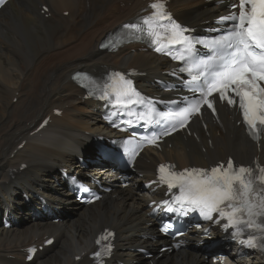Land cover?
I'll return each mask as SVG.
<instances>
[{
	"label": "bare ground",
	"instance_id": "6f19581e",
	"mask_svg": "<svg viewBox=\"0 0 264 264\" xmlns=\"http://www.w3.org/2000/svg\"><path fill=\"white\" fill-rule=\"evenodd\" d=\"M6 5L0 10V208L14 215L18 225L10 230L0 227V264H27L24 248L42 244L45 236L55 237L56 242L30 264H89L86 254L94 251V239L106 228L117 233L108 264H150L135 249L148 245L147 237L156 234L146 210L152 195L141 185L154 178L158 162L200 166L228 156L239 162L255 157L264 162V142L260 147L251 142L237 125L236 114L222 110L219 124L209 118L201 128L196 119L195 137L177 135L171 147L157 155L147 150L129 189H116L113 196L92 207L73 205L70 194L62 190L58 169L84 173L76 156L85 153L90 138L108 132L99 124L96 106L90 107L80 97L72 73L140 67L147 76L139 80L149 82L172 65L149 52L127 50L109 55L98 49L101 34L95 33L100 26L120 21L126 11L143 6L140 0H10ZM170 5L179 19L189 23L215 16L206 0H171ZM43 7L49 11L41 13ZM114 12L121 15L115 17ZM56 109L63 111L60 117L53 115ZM48 116V127L33 134ZM22 142L25 145L18 149ZM23 164L27 168L20 171ZM100 170L112 171L95 165L91 172ZM24 196H41L45 208L39 200L38 208L29 210ZM60 208L70 211L62 213V223L53 224L50 214ZM32 216H36L33 221ZM79 256L81 260L76 261ZM152 263L208 264L199 250L165 255ZM237 264L247 263L240 259ZM252 264H264V260Z\"/></svg>",
	"mask_w": 264,
	"mask_h": 264
},
{
	"label": "snow or ice",
	"instance_id": "6c2138e0",
	"mask_svg": "<svg viewBox=\"0 0 264 264\" xmlns=\"http://www.w3.org/2000/svg\"><path fill=\"white\" fill-rule=\"evenodd\" d=\"M4 2L6 0H0V6ZM150 7L153 14L142 21L146 29L138 23H128L123 28L146 34L156 52L172 55L171 46L181 45L183 51L178 50L179 54L172 55V58L184 60L185 54L190 56L199 41L185 35L189 30L172 20L163 3L156 2ZM232 7H238V13L233 11L218 21H231L230 27L213 38L209 45L215 53L214 63L203 64L194 73L191 63L188 68L180 69L193 73L191 80L197 82L199 99L170 116L183 127L193 112H200L202 105L215 111L209 97L218 93L221 101L227 100L229 105L238 103L249 134L259 138L264 132V0H239L238 5L233 4ZM115 77L118 79L104 85L101 98H107L111 89L117 105L139 102L133 99L138 96L133 82L120 73ZM155 140L153 137L149 142L155 143ZM158 172L160 182L169 190H179L171 202H164L168 212L199 210L207 220H212L214 213L218 214L220 219L227 221L226 227L235 230L234 235L243 236L248 230L247 239H242L241 243L255 248L257 240H261L260 246L264 248V167L255 170L243 166L234 168L233 161L229 159L226 165L221 163L210 170L189 168L176 172L170 166L161 165ZM161 231L167 232L168 227L162 226Z\"/></svg>",
	"mask_w": 264,
	"mask_h": 264
},
{
	"label": "rangeland",
	"instance_id": "374dc122",
	"mask_svg": "<svg viewBox=\"0 0 264 264\" xmlns=\"http://www.w3.org/2000/svg\"><path fill=\"white\" fill-rule=\"evenodd\" d=\"M38 9V8H37ZM37 9L35 10L36 12H37ZM77 209H79V208H77Z\"/></svg>",
	"mask_w": 264,
	"mask_h": 264
}]
</instances>
